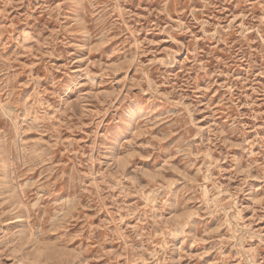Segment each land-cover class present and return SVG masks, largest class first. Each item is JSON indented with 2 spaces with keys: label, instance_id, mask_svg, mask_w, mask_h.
Instances as JSON below:
<instances>
[{
  "label": "rangeland",
  "instance_id": "1",
  "mask_svg": "<svg viewBox=\"0 0 264 264\" xmlns=\"http://www.w3.org/2000/svg\"><path fill=\"white\" fill-rule=\"evenodd\" d=\"M0 264H264V0H0Z\"/></svg>",
  "mask_w": 264,
  "mask_h": 264
}]
</instances>
